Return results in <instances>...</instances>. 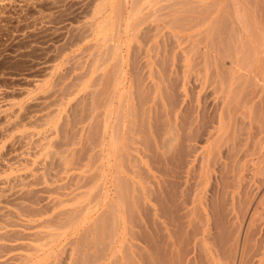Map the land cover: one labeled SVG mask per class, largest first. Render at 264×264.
<instances>
[{
    "label": "bare ground",
    "instance_id": "1",
    "mask_svg": "<svg viewBox=\"0 0 264 264\" xmlns=\"http://www.w3.org/2000/svg\"><path fill=\"white\" fill-rule=\"evenodd\" d=\"M122 1L131 4L125 32L129 40L127 48L131 47L130 41L134 43L133 55L140 53L139 41L149 32L150 26L156 29L160 27L158 22H164L179 33L188 32L180 37L172 31L176 38L179 37L178 43L184 45L179 48L184 60L188 59L186 56L192 60L196 54L193 60L198 58L201 42L197 43L198 38L191 41L196 33L193 35V29L186 26L190 21L186 13L190 7H182L185 0ZM228 2L231 15H221L222 18L218 15L220 25L217 21L212 24L219 27L217 57H212L216 62L213 61V69H207L210 82L219 94V103L216 101L218 105L214 108L207 105L208 108L204 98L190 102L187 99L186 103V98L182 97L186 94L180 92V84L165 61L149 72L147 82L138 75L127 82L120 64L122 60L119 63L114 52L109 55L107 47L105 51L101 49L94 64L91 62L95 65L101 60L109 67L101 73L105 78L101 76V88L91 92L89 103L91 120L85 138L90 143L92 159L91 174L86 178L90 197L80 210L59 222L62 229L59 234L73 235L69 251L64 250L68 252L65 264H264V226L262 231L258 227V220L264 222V153L255 161L248 157L252 155L253 149H250L255 147L252 143H264V120L259 118L254 123L256 134L260 136L257 142L253 138L250 145L246 141L250 122L247 121L246 126L244 120L249 87L259 83L253 84L257 71L252 62L262 63L258 55H264V6L256 0ZM121 9L119 5L115 10L117 21ZM166 17L171 20L166 21ZM147 21L152 23L142 27ZM224 29L228 31L225 35ZM110 33L113 31L99 33L102 44L111 42ZM220 35H224L223 38ZM112 44H109L110 49ZM117 46L114 44V50ZM187 47L191 50H186ZM208 60L207 57L206 62ZM253 107L256 110V106ZM82 110L77 113L81 115ZM259 110L252 113L260 114ZM62 138L66 141L69 137ZM239 151L244 163L243 167L235 169L231 159ZM75 157L76 154H72L70 163H74ZM252 179L258 184L254 206L250 190ZM83 183L85 185L79 180L78 184ZM84 201L78 200L77 206ZM239 217L240 220L246 218L243 229L241 221H237ZM47 258L42 260L50 259Z\"/></svg>",
    "mask_w": 264,
    "mask_h": 264
},
{
    "label": "rangeland",
    "instance_id": "2",
    "mask_svg": "<svg viewBox=\"0 0 264 264\" xmlns=\"http://www.w3.org/2000/svg\"><path fill=\"white\" fill-rule=\"evenodd\" d=\"M228 1L230 0H185L181 3L185 4L182 7H190L189 11L192 12H186L190 20L186 26L193 29V35L196 33L195 39L191 41L195 42L198 38L197 43L201 42L200 50L197 46L199 59L193 60L197 54L192 60L186 56L188 59H185V63L179 49L184 45L178 43L179 37L176 38L172 31H176L180 37L188 32L179 33V30L173 26V29L168 27L170 24L164 22H158L160 27L156 29L150 26L151 29L145 38L139 41L140 53L138 51L136 56L133 55L134 43L130 41L131 47L127 48L129 40L126 39L125 32L127 13L131 5L129 1L125 4L122 0H0V264H65L67 261L69 242L73 235L59 234L62 231L59 222L80 210L90 197V185L86 178L91 174L92 159L90 143L86 141L85 136L91 120V92L101 88V76L102 79L105 78L102 74L109 67V64L105 66V62H100L101 60L97 62L99 67L97 63L93 65V60L96 61L100 57L101 49L105 51L107 47L109 55L114 52L116 60H122L119 63L123 73H126L127 82L135 79L136 75L143 82H147L149 72L159 68L160 62L165 61L180 84V92L186 94L182 96L186 98V103L187 99L190 102L204 98L206 106L211 105L210 109L212 106L214 108L219 103V94L210 82L211 76L207 69H213V61L216 62L213 58L215 55V58L217 57V24L220 25L221 22L218 18L231 15ZM256 2L264 6V0ZM119 5L123 10L121 9L120 19L117 21L114 15ZM260 7L259 5L258 8L262 11L263 7ZM170 20L168 17L166 21ZM215 21L217 24L214 27L212 24ZM145 23L141 24L142 27L152 22ZM104 27L110 32L113 31L110 33L111 42L103 43L105 45L101 43L99 34L101 31H107ZM115 28L118 30L117 34ZM235 30L233 29L234 32L237 31ZM190 31L192 30H189V34ZM225 32L228 31L224 29V35ZM113 35H116L117 41ZM224 35L220 36L223 38ZM112 43L118 45V49L114 50ZM109 44H112L111 49ZM206 56L210 61L206 62ZM262 57L264 55H258L262 63L252 62V65L256 64L257 71L253 84L255 81L260 84L252 85L255 87L250 85L249 93L247 87V90L245 89L249 103L244 109L247 110L244 120L246 126L247 121L250 123L248 129L244 130L247 131L246 141L249 145L253 140L257 142L260 136V133L256 134L254 123L260 119L264 120V77L260 76H264ZM93 66L95 67L92 68ZM254 88L258 89H255V93L252 90ZM255 102L259 105L261 115L259 112L257 115L253 114L258 111ZM250 103L256 106V110ZM81 108L83 110L79 115L77 112ZM73 122H76L75 125ZM63 136L69 138L64 141ZM252 144L255 147L250 151L253 149L254 154L251 151L252 155L248 157L255 161L257 156L262 157L264 143ZM242 149H245V146H242ZM72 154H76L80 159L79 163L76 161L77 157L74 163H70ZM241 154L239 151L235 158L231 159L235 169L243 167L244 158H241ZM79 180L81 183L85 182V185L78 184ZM253 181H250V190L254 206L258 199L255 194L258 184L254 181V186ZM83 199L85 201L80 203L81 206H77L78 200ZM242 220L237 218L238 222L241 221L240 228L243 229L246 218ZM258 223L262 231L264 222L260 219ZM42 258L49 260L43 261ZM29 260L30 263H27Z\"/></svg>",
    "mask_w": 264,
    "mask_h": 264
}]
</instances>
